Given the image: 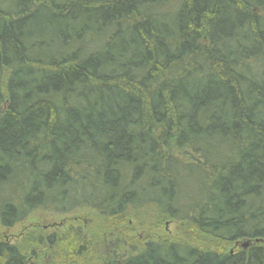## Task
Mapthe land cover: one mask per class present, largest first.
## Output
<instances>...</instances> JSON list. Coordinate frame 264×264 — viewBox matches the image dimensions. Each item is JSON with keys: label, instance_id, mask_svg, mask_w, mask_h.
<instances>
[{"label": "trees", "instance_id": "16d2710c", "mask_svg": "<svg viewBox=\"0 0 264 264\" xmlns=\"http://www.w3.org/2000/svg\"><path fill=\"white\" fill-rule=\"evenodd\" d=\"M80 207L238 246L101 264H264V0H0V225Z\"/></svg>", "mask_w": 264, "mask_h": 264}, {"label": "rangeland", "instance_id": "374dc122", "mask_svg": "<svg viewBox=\"0 0 264 264\" xmlns=\"http://www.w3.org/2000/svg\"><path fill=\"white\" fill-rule=\"evenodd\" d=\"M129 213L114 222L87 207L67 213L37 209L11 228L0 225V240L16 244L26 256L25 264H101L135 254L149 240L226 252L238 248L203 235L187 222L159 216L150 207ZM66 241L72 244L69 253H65Z\"/></svg>", "mask_w": 264, "mask_h": 264}, {"label": "water", "instance_id": "95a60500", "mask_svg": "<svg viewBox=\"0 0 264 264\" xmlns=\"http://www.w3.org/2000/svg\"><path fill=\"white\" fill-rule=\"evenodd\" d=\"M243 246H245V244Z\"/></svg>", "mask_w": 264, "mask_h": 264}]
</instances>
